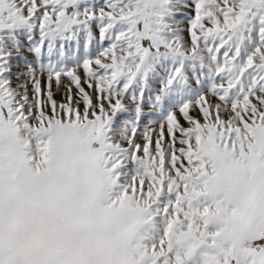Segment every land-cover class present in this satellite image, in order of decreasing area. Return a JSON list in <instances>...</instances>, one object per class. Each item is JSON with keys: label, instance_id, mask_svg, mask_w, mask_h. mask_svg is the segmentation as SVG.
I'll list each match as a JSON object with an SVG mask.
<instances>
[{"label": "snow or ice", "instance_id": "1", "mask_svg": "<svg viewBox=\"0 0 264 264\" xmlns=\"http://www.w3.org/2000/svg\"><path fill=\"white\" fill-rule=\"evenodd\" d=\"M0 264H264V0H0Z\"/></svg>", "mask_w": 264, "mask_h": 264}]
</instances>
